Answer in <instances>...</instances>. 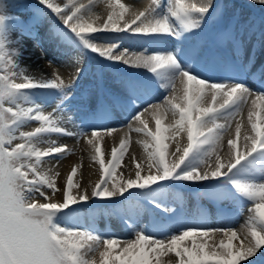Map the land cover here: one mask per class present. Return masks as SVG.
<instances>
[{
    "label": "snow or ice",
    "instance_id": "1",
    "mask_svg": "<svg viewBox=\"0 0 264 264\" xmlns=\"http://www.w3.org/2000/svg\"><path fill=\"white\" fill-rule=\"evenodd\" d=\"M97 2L38 0L47 11L34 9L31 16L21 19L9 15V11L27 5L0 0V264H161V258L169 253L175 259H169L167 264H254L250 258L264 253V16L259 25L252 22L238 30L229 24L218 32L217 37L228 45V51L222 54L205 52L195 45L185 47L209 23L224 17L228 6L215 0H152L138 12H130L127 5L115 0V4H109L112 10L99 27L94 25L100 19L93 11ZM250 4L264 8V0H250ZM117 7L119 12L115 11ZM48 13L60 23L46 21ZM13 32L18 34L13 37ZM108 32L116 34L112 42L106 46L94 42L100 38L94 34ZM25 36L32 42L26 41ZM125 36L143 41L141 50H121ZM44 40L67 48L69 55L77 51L74 64L94 55L103 62L146 74V78L123 76L115 90L102 82L98 84L94 103L83 106L85 114L93 119H107L116 106L135 109L139 101L143 107L154 87L173 92L171 98L165 96L163 105L143 108L145 112L152 109L155 131L141 119V112L132 115L131 120L144 126L133 129L131 123L128 125L151 137V142L143 144L148 158L147 174H142L141 163L133 158L134 178H116L127 139H121L119 146L111 149V160L105 163L100 132L110 135L114 129L82 122L76 133L60 126L61 117L56 112L63 110L85 68H76L67 82L56 72L52 78L44 73L33 74L22 63L24 54L39 50L38 58H44ZM214 69L224 73L221 80L213 81L206 75ZM177 79L183 86V104L175 103ZM206 92L211 93L212 103L201 106ZM49 96L58 102L56 109L46 114L43 103ZM245 105H249L250 128L243 133L244 146L240 150L237 144ZM162 107L170 108L173 114L178 111L176 134L184 130L187 133V146L181 152L177 145L181 154L171 161L166 159L168 137L167 128L161 123ZM221 117H241L235 124V138L228 140L227 161L222 160L218 149L230 125L218 123ZM33 121L39 126L23 130ZM85 128H91L90 137ZM52 134L88 137L87 143L94 150L91 158L98 161L102 173L90 194L86 189L74 194L73 190L80 187L74 182L75 166L67 176L62 201L52 202L44 191L51 189L55 195L59 190L55 178L39 170L42 161L62 158L70 151L66 145L41 149L38 144L43 137ZM213 155L214 166L209 164ZM186 187L198 190L191 194L198 204L208 200L217 205L218 212L224 211L219 205L225 200L247 202L250 207L241 229L208 227L202 204L195 215L184 212V202L190 195L185 192ZM37 193L49 202L32 199ZM98 209L101 214L117 215L134 238L121 246L114 235L97 234L90 223L79 224L82 210ZM244 210L237 207V212ZM141 213L174 218L177 231L169 235L163 224L141 226L136 219ZM215 233H222L226 239L217 243Z\"/></svg>",
    "mask_w": 264,
    "mask_h": 264
},
{
    "label": "bare ground",
    "instance_id": "2",
    "mask_svg": "<svg viewBox=\"0 0 264 264\" xmlns=\"http://www.w3.org/2000/svg\"><path fill=\"white\" fill-rule=\"evenodd\" d=\"M151 1L152 0H120L121 3H124L129 7L130 12L131 11L138 12L143 10L145 7H147L150 4ZM58 2L63 3L66 2V0H58ZM80 2L87 3V0H80ZM188 2H196V0L194 1L188 0ZM31 3H37V2L30 1V4ZM110 3L115 4V0H98V2L94 5L93 11L100 17L99 20L94 21L95 26L99 27L103 23V20L107 18L108 12L112 10L111 8H109ZM115 11L119 12L120 9L117 7L115 8ZM125 15L128 16L129 13H125ZM49 19H51L52 22L54 21L55 23L58 24L60 23L58 18H56L53 14L46 16V21H50ZM257 25H259V23ZM17 34H18L17 32L12 33L13 37H15ZM94 35L100 37L99 39L94 41L95 43H97L100 46H106L109 42H112V37H114L116 34L108 32V33H97ZM28 38H29L28 36L24 37V39H26L31 43L32 41L30 40V38L29 39ZM44 42H49V41L44 40ZM142 43L143 41L137 39L136 43L133 44L132 42H129L127 39L123 38V44L121 50H123V48H129L131 51H140L141 49L139 46ZM50 47L53 49L68 51V49L63 46L57 47L51 45V43H50ZM40 55L41 54L39 50H37L35 54L31 53L30 51L26 52L24 54L22 63L25 66H28L31 72L35 75H40L41 73H44L48 75L49 78H52V73L56 72L66 82L73 78L76 68L84 67V65L87 64V59L85 60L84 58H81L79 64L73 63L75 57L79 55L77 51H72L71 54L69 55L68 53H64L61 51L47 49L44 58H38L40 57ZM49 60H52L51 66H49ZM93 63L94 62H92L91 65ZM102 64L106 66L104 70L100 68ZM213 71L215 72L206 73V75H209L213 78V81H219L223 78L224 73L222 71L220 70H213ZM125 75H134V76H139L141 78H146V74L144 73L143 70H126L122 65L112 64L109 62H103L99 60V70L93 73L90 85L87 88L85 87L80 91L82 95L83 93L86 92L85 95L82 96L81 94H78L77 96H74L73 94H70L69 99L65 103L63 110L56 112V115L61 117L60 126L66 128L70 132H76V133L80 132L82 122L86 125L94 124L99 128L105 129L107 124L110 123L111 121L110 117H108L107 119L102 117H96L95 119H93L85 114L83 106L87 105L90 107L91 104L94 103L97 96L98 84L102 82L108 85L111 89L115 90L120 82V79ZM175 84H176V89L178 90L177 92L178 98L175 100V103L183 104V100H182L183 86L179 79L176 80ZM172 95L173 92L171 90L165 91V89H163L162 87H154L150 90L148 103L146 104L147 105L146 107H149V105L151 104H157V103L163 105L165 103L164 100L165 96L171 98ZM40 102L42 101H38V103ZM57 102L58 101L55 98L49 96L47 102L43 103V111L47 109H52L53 112L54 109H56L54 108L53 105L55 104L57 105ZM217 102H219V98ZM211 103H212L211 93L206 92L204 102L201 104V106H208V104ZM74 105L76 109L74 108ZM248 106L249 105H245L243 112L241 114L243 118L242 129H241L242 134L237 144V147L240 150H243V146H244L243 133L250 128L247 122ZM113 110L117 111L123 118L130 117V111L126 107L122 108L120 106H116L115 108H113ZM139 112L142 113L141 119L147 124V127L152 131H155L156 130L155 115L152 109L149 108V110L146 112L143 110ZM45 113L47 114L49 112H45ZM160 115H161L162 125H164L167 128V131L165 133V135L168 137V139L165 141L167 145L166 159L168 161H171L175 157H178L180 155V152H177V145H179L180 149L182 150L183 146L187 143V133L186 130H184V131H179L178 135L176 134L175 121L179 119L178 111H176V113L173 114V111L170 108L166 109L162 107L160 110ZM240 119L241 117H236L235 119L232 120H226L225 118L221 117L218 120V123H226L230 125L229 130L223 133L221 146L218 149L219 155L224 161H227L229 159L230 150H229L228 140L235 138V124ZM130 123L133 129L144 126L143 124H140L139 121H134L131 119H130ZM119 126L120 128L124 129V131L120 132L118 135L115 133L114 134L111 133L109 135L106 131L100 132V146L102 148V154L105 163L107 164L111 160V149L113 147L119 146L120 139L118 140V138L127 139L129 137L130 141L127 140L128 144L125 155L122 157L120 164L116 169V178L117 179L134 178V172L136 169L134 166L133 158H135L137 162L141 163L143 168L142 174H147L149 172L148 158L143 144L145 141L151 142V137L147 136L146 133L131 130L129 127L124 126L123 123L119 124ZM211 126L212 125H209V127ZM33 127H34L33 125H29L25 130L26 131L32 130ZM85 131L88 133V136L90 137L91 128H85ZM87 138L88 137L83 135L62 136L58 134H52L49 136H44L43 142L38 144V146L44 150L48 149L49 147H59L63 145H66L67 148L70 150L62 158H45L42 161L41 165L39 166V170L41 172H47L50 176H53L55 178V183L59 191H57L56 194L53 195L51 189H46V188L44 189L47 195L51 197L52 202H60L59 195L66 186L67 176L70 174L71 168L73 166L77 167V175L74 178V182L80 185L79 189L73 190L74 194H78L79 192H82L85 189L90 194L95 184L100 181L102 174L100 165L98 161H94L91 158L92 155H94V150L92 146L87 143ZM173 154H175V156H173ZM209 164L214 166L215 155L211 157V159L209 160ZM151 171L154 173L155 169L153 168L151 169ZM32 199L36 200L39 203L49 202L48 200H45L42 196H40L38 193L35 196H33ZM244 223L245 222H241V224L235 229L239 231ZM206 224L210 228H217V229L233 228V226L231 225L233 224V222L226 220H217V221L208 220L206 221ZM97 234H99V232H97ZM100 234L106 235L107 231H103ZM213 235L217 243L221 239H226V237H224L222 233H215ZM115 237L120 240L121 246L123 245L122 241L134 238V236L131 234H127V235L121 234V237L118 236ZM209 243H211V241H209ZM234 244H238V241H234ZM100 250L102 251L103 247H101ZM94 255L97 262H99L100 259L99 252H96ZM259 257H260V253H258L257 257L250 259H253V261H255ZM169 259H175L174 254L169 253L168 255L163 256L161 258V264H167V261ZM242 263L246 264V262H242Z\"/></svg>",
    "mask_w": 264,
    "mask_h": 264
},
{
    "label": "rangeland",
    "instance_id": "3",
    "mask_svg": "<svg viewBox=\"0 0 264 264\" xmlns=\"http://www.w3.org/2000/svg\"><path fill=\"white\" fill-rule=\"evenodd\" d=\"M30 1H36L37 3H31L30 4ZM30 1L29 0H4V3L5 4H20V3H22V4L27 5V7L20 8V9H17L15 11H9V15H14V16L18 15V17H20L21 19H24L25 17L31 16L34 9H44L43 5H42L43 6L42 7V6H40L41 4L40 5L38 4V0H30ZM192 1H194V0H192ZM235 1L237 3H235L234 1H231V0H217V2L220 5H227L228 7L225 9L224 17L215 22L216 25L219 26V25L223 24L228 18L232 17L233 13H235V15H237V17H235V25L234 26L238 30H242L243 27H245L249 23L255 22L256 24H258L260 22V18L262 16H264V13H263L264 8H261L259 5H255V6L251 5L250 0H240L241 3L239 2V0H235ZM196 2H199V0H196ZM44 10L47 11L46 9H44ZM48 15H50V13H48L46 16H48ZM49 20L51 21V19H49ZM56 24H58V23H56ZM206 34L208 35V37ZM214 36L217 37V32L214 33ZM124 38L127 39L129 42H132L133 44H135L137 41V39H132V38H129L127 36H125ZM211 38H212V36L209 35V31H207V29L204 28V30L202 32L198 33L197 36L194 38V40H192V42L189 41L186 44V46L191 48L193 45H195L196 48L204 49V50H210L211 47H213V44H210ZM30 40H31V38H30ZM44 46L47 49H52L55 51H61L64 53H68V51H69V50L65 51V50L53 49L50 47V42H44ZM88 58H89L88 61L94 62V65L89 66V67H85V71H84L83 76L80 77V80H79L76 88L74 89V91L72 93H69V95L70 94H73L74 96H77L78 94L82 95V93H80V91L83 88H85V87L87 88L90 85V82L92 80V78H91L92 70H94V72L97 70L98 65H99V59H97L95 56L94 57L90 56ZM105 67L106 66L104 64H102L100 66V68H102L103 70ZM85 93H83L82 96H84ZM53 106H54V108H56V104ZM74 108H75V105H74ZM44 111L51 113L52 109H47ZM29 125H33L34 126L33 129L35 127L39 126V124L37 122L33 121V122L26 124L23 130H25L27 128V126H29ZM119 139L121 140V138H118V140ZM127 140L130 141L129 137L127 138ZM17 142H19V141H17ZM187 143H188V141H187ZM187 143L183 147H186ZM181 152H182V150H181ZM181 152H180V154H181ZM196 191H198V190L195 188H187V187L185 188V192L189 193L190 195L188 196V199L184 202V204H185L184 212L195 215L196 209L199 208L200 205L202 204L203 208L206 210V213L208 216L207 221L208 220L209 221L210 220H213V221H217V220L231 221V222H233V224H231V225L233 226L234 229L237 228L241 224V222H245V219L248 215V212L246 209L248 207H250V205L247 202H239L238 203V202L233 201V200H225L222 204L219 205V207L224 210L223 211L224 214H219L218 210H217V205L214 203H211L208 200H201L198 204L196 201V198L191 195L192 193H195ZM62 192L59 195L60 201H62ZM238 206H242L245 210L242 212H237ZM100 207H103V206H100ZM153 215L154 214H152V213H148V214L141 213V215L139 217H136V218L140 224H144V226H148V225H153L150 223V219L153 217ZM154 216H155L156 221L158 222L157 226L159 224H163L164 227L166 229H168L169 235H171L177 231V228H176L177 221L175 219L170 222V220L167 217H158L157 215H154ZM243 219H244V221H243ZM89 223L92 225V227H94L96 229V232H99L98 229H100V228H104V227L107 228L109 225L120 224V219L115 214L110 215L107 212H104L103 214H101L99 209L95 212H88L87 210H82L80 213L79 224L87 225ZM97 226H99V227H97ZM100 233H102V232H100ZM157 238H163V237L158 236ZM125 241H127V240H125ZM125 241H122V243H124ZM262 254L263 253H260V256ZM254 264H259V261H256Z\"/></svg>",
    "mask_w": 264,
    "mask_h": 264
}]
</instances>
